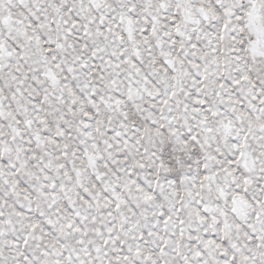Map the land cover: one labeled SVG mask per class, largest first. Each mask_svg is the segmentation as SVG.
<instances>
[{
	"label": "snow or ice",
	"instance_id": "1",
	"mask_svg": "<svg viewBox=\"0 0 264 264\" xmlns=\"http://www.w3.org/2000/svg\"><path fill=\"white\" fill-rule=\"evenodd\" d=\"M0 264H264V0H0Z\"/></svg>",
	"mask_w": 264,
	"mask_h": 264
}]
</instances>
